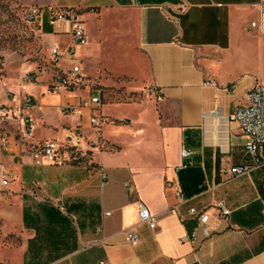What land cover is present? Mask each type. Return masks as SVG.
Returning a JSON list of instances; mask_svg holds the SVG:
<instances>
[{"label": "crops", "instance_id": "obj_1", "mask_svg": "<svg viewBox=\"0 0 264 264\" xmlns=\"http://www.w3.org/2000/svg\"><path fill=\"white\" fill-rule=\"evenodd\" d=\"M34 1L44 10L82 15L88 43L62 67L79 64L88 79L62 93L42 82L14 86L34 104L22 108L17 98L7 106L16 130L3 135L8 151L0 147V168L14 170L17 179L0 192L5 231L14 236L0 246V261L264 264V165L246 151L247 137L233 119L248 92L264 83V32L249 31L264 0ZM44 10L48 44L65 51L69 25L44 22ZM108 43L115 45L117 73L146 88L113 84L105 102L88 66L94 76L108 70L102 59ZM126 93L140 96L130 100ZM89 94L105 105L102 146L89 151L85 164L35 166L32 153L42 141L78 144L73 130L79 125L87 138L93 135L89 110L82 117L64 111ZM21 113L31 116L32 138L15 123ZM184 149L190 157L182 156ZM239 165L249 173L232 178L225 172ZM220 201L230 215L217 214ZM140 204L156 216L155 230L140 222ZM191 208L211 215L208 237ZM195 229V240L181 241ZM128 230L139 235L136 244L128 242Z\"/></svg>", "mask_w": 264, "mask_h": 264}, {"label": "built area", "instance_id": "obj_2", "mask_svg": "<svg viewBox=\"0 0 264 264\" xmlns=\"http://www.w3.org/2000/svg\"><path fill=\"white\" fill-rule=\"evenodd\" d=\"M36 17L43 18L41 10H34ZM56 19L52 22H65L69 25V35L71 39V45L65 50L60 49L59 44L51 42L49 44L50 60L47 65L39 67L36 72H28L22 76L24 82H35L41 75H49L48 91L54 93H62L74 90L76 87H80L82 82L88 79V74L84 72L79 64L72 63L68 69H64L62 64L64 62L71 63L76 59L77 47L86 46L88 43V37L86 33L85 20L82 15L74 9H64L56 13ZM264 32V2L259 4V17L256 21L251 22L249 31ZM150 93L160 98V92L156 88H151ZM85 96L79 95L75 97V100L64 106V111L71 115L82 117L86 110L91 112L89 122L94 132L92 136L88 138L85 135L83 126H77L74 130V136L79 141L78 144H71L70 142L64 144L56 140H44L42 141L32 153L33 163L37 167H43L47 163L57 166H72L77 161L80 165L83 158L89 156V151L97 149L102 146L104 142L102 125L105 122V118L102 114L103 102L99 97H91L88 100ZM19 98L21 107L32 106L34 100L29 96H22L13 94L10 101H14ZM1 113L3 115L8 114V107L2 108ZM233 119L239 124L242 133L247 137L246 151L251 154L258 166L264 165V83L258 84L252 88L247 96L244 104L238 105L236 112L233 115ZM20 125H23L26 135L30 138L33 137V131L31 126V116L29 114L21 113L19 116ZM81 141H84L83 144ZM0 147L8 151V138L6 136L0 137ZM192 151L190 149H184L182 156L184 158L190 157ZM250 167L247 165L233 166L225 169V172L232 178L242 176L249 173ZM17 179V175L14 170L0 168V192L6 190L10 183ZM127 188L132 190L131 184H126ZM215 209L218 215L228 216L230 210L226 208L223 201L218 202L215 205ZM191 216L199 221L197 226L202 228L204 236L210 235V229L208 227L211 222V215L205 211H197L195 208L189 210ZM139 220L140 222L147 223L151 229H156V216L151 214L149 209L144 205L139 206ZM197 229L193 231L190 236L182 238L181 241L186 239L195 240L197 238ZM128 242L136 244L139 241V235L128 230L127 232ZM102 264V263H101Z\"/></svg>", "mask_w": 264, "mask_h": 264}, {"label": "rangeland", "instance_id": "obj_3", "mask_svg": "<svg viewBox=\"0 0 264 264\" xmlns=\"http://www.w3.org/2000/svg\"><path fill=\"white\" fill-rule=\"evenodd\" d=\"M36 9H40L43 14L44 9L36 5L34 0H0V136L16 130L14 125H10L11 120H8L9 115H3L1 113L2 108L10 104L13 94L22 95L21 93H14V86L19 82L24 84L42 82L48 86V80L50 79L49 75H41L35 82H24L22 80V76L28 72H36L39 67L47 65L50 60V49L47 37L42 28V18L36 17V14L33 13ZM64 9L65 8H53L49 11L48 9L44 10L47 11V13L44 12V22L54 21L56 19V13ZM58 23L61 24L65 22ZM57 25L58 24L53 27L54 35H56L55 33L57 32ZM114 47L115 45L112 43L105 44L103 47L102 59L108 70L101 69V71L94 76L96 70L90 69V66L87 65L88 69L93 72L92 75L95 82L100 84L103 89L105 102L110 100V97L113 96L112 88L109 87L113 84H118L119 87H124V89L137 86L146 88V85L134 81L124 76L122 73H117L119 72V68L116 65V59L113 54ZM141 94L144 95V91L141 92ZM126 95L125 98L130 100H137L140 96L137 93L129 97ZM85 97L88 100L91 99V96ZM103 107H105L104 103L102 105V113ZM106 109L107 108H104V110ZM30 111H32V109ZM103 116L105 120L108 121L104 113ZM19 122V118L16 117L15 123L20 126ZM106 123L105 121L104 124ZM88 160L87 157L83 158L81 164L88 163ZM79 161H77L75 165H77ZM5 227L6 222L0 215V246L8 247L11 245L10 240L14 236H8L9 233L5 231ZM0 264L6 263L0 261Z\"/></svg>", "mask_w": 264, "mask_h": 264}, {"label": "trees", "instance_id": "obj_4", "mask_svg": "<svg viewBox=\"0 0 264 264\" xmlns=\"http://www.w3.org/2000/svg\"><path fill=\"white\" fill-rule=\"evenodd\" d=\"M46 13H47V12H46ZM42 28H43V30H44L45 33H51V31L48 30L44 25L42 26Z\"/></svg>", "mask_w": 264, "mask_h": 264}]
</instances>
